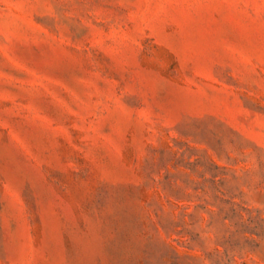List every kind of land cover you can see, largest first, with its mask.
Masks as SVG:
<instances>
[{
  "label": "rangeland",
  "instance_id": "rangeland-1",
  "mask_svg": "<svg viewBox=\"0 0 264 264\" xmlns=\"http://www.w3.org/2000/svg\"><path fill=\"white\" fill-rule=\"evenodd\" d=\"M0 264H264V0H0Z\"/></svg>",
  "mask_w": 264,
  "mask_h": 264
}]
</instances>
